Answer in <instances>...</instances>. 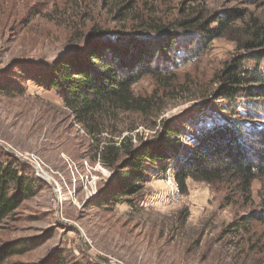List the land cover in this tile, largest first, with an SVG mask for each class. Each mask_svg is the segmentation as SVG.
Returning a JSON list of instances; mask_svg holds the SVG:
<instances>
[{
  "label": "rangeland",
  "instance_id": "1",
  "mask_svg": "<svg viewBox=\"0 0 264 264\" xmlns=\"http://www.w3.org/2000/svg\"><path fill=\"white\" fill-rule=\"evenodd\" d=\"M140 1L163 18L198 10L207 16L244 10L264 21V0ZM116 12L117 4L109 0H0V85L10 88L0 89V159L14 157L40 182L35 195L0 223L1 241L27 248L9 264H52L59 256L81 264H264V218L248 234L227 231L241 216L264 215V177L253 181L249 200L233 193L227 205L224 186L189 180L181 194L171 162L164 174L151 173L133 205L97 198L111 177L96 160L100 147L126 135L137 143L158 128L151 127V119L125 114L107 121V130L94 139L54 91L32 78L74 52L78 43L70 40L71 32L121 26L114 20ZM241 54L233 41L220 38L174 69L170 86L181 88L173 89L159 119L191 116L200 97L215 88L220 70ZM155 87V80L145 77L133 90L147 96ZM258 124L263 128L264 120Z\"/></svg>",
  "mask_w": 264,
  "mask_h": 264
},
{
  "label": "trees",
  "instance_id": "2",
  "mask_svg": "<svg viewBox=\"0 0 264 264\" xmlns=\"http://www.w3.org/2000/svg\"><path fill=\"white\" fill-rule=\"evenodd\" d=\"M109 1L117 4L114 20L121 26L92 25L71 32L70 40L78 43L74 52L32 78L54 91L94 139L107 130V121L125 114L151 119L155 123L151 127L158 128L151 138L137 143L133 135H126L100 147L96 160L111 171V177L97 198L111 205H133L141 199L151 173L164 174L174 162V182L181 194H186L191 180L224 186L227 205L233 193L249 200L253 181L264 177V127L258 124L264 120L260 102L264 100V21L244 10L210 16L198 10L163 18L157 8L140 0ZM220 38L233 41L243 54L220 70L215 88L200 97L202 102L193 107L191 116L159 119L173 89L181 88L170 86L174 69ZM145 77L153 78L156 87L147 96L136 95L133 86ZM0 89L9 92L10 88L3 83ZM195 113L199 116L191 121ZM21 165L12 156L0 159V223L39 190L34 172L27 174ZM263 218L257 212L241 216L228 225V234H248ZM26 250L20 243L0 240V264H9ZM52 264L81 263L59 256Z\"/></svg>",
  "mask_w": 264,
  "mask_h": 264
},
{
  "label": "built area",
  "instance_id": "3",
  "mask_svg": "<svg viewBox=\"0 0 264 264\" xmlns=\"http://www.w3.org/2000/svg\"><path fill=\"white\" fill-rule=\"evenodd\" d=\"M85 163H86V162H85ZM99 164H100V163H99ZM37 169H38V168H36L35 171H36ZM36 172H38V171H36Z\"/></svg>",
  "mask_w": 264,
  "mask_h": 264
}]
</instances>
